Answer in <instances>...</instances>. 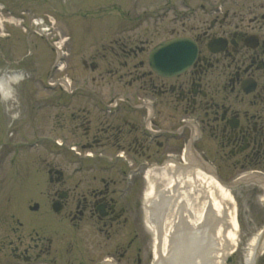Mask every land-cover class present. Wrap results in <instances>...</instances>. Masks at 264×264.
Instances as JSON below:
<instances>
[{
    "label": "rangeland",
    "instance_id": "1",
    "mask_svg": "<svg viewBox=\"0 0 264 264\" xmlns=\"http://www.w3.org/2000/svg\"><path fill=\"white\" fill-rule=\"evenodd\" d=\"M72 1L0 0L1 4L4 5L3 9H0V19L3 21V27L1 26L0 28V77L7 72L19 71L24 74L26 71L28 72L24 79L12 84L13 91L9 98H3L0 95V229L5 230V232L0 230V238L5 237L3 233L7 234L10 228L16 229L18 227V223L21 221L19 213L21 215L26 214L28 199L29 204L36 201V197L31 195L38 197L41 191L40 195L44 197L45 194L53 192L54 187L46 180L48 168H63L66 174L69 175L72 173V169L78 165L74 164L72 166L69 162L64 163L65 153L61 154L58 150H55L56 148L52 146L55 144L53 140L58 139L68 144L76 143V141L83 143L95 129L104 125L100 123L103 120L89 108L88 103L78 101L82 99L80 97L66 98L63 90H61L59 96L52 99L64 101L73 98L71 103L69 101V107L56 106L58 104L53 106L52 102L54 101L44 106L41 100L52 97L56 91L42 88L37 76L41 75L40 73H47L46 80L50 79L51 81H56L61 76H67L71 79L72 85L83 83L84 80L85 85L83 84V86L94 85L96 89H98L97 86L99 85L106 89L111 84L118 89H123V86L124 88L129 86L130 91H133L137 87V81L135 80L137 67H140L141 70L148 69L146 51L158 39L156 33L141 26L138 30H134L133 33L122 35V32H117L118 35L121 34L120 39H118L119 42L104 48V45L101 44L110 40V33L112 32H107L110 29L107 26H103L102 23L99 24L97 30L100 29L99 34L104 35H99L101 38L97 37V39H94V28L91 26L90 18L87 17V14H83L87 17L84 19L77 17L74 13H78L77 7L81 6ZM91 1L92 6H99L97 9H92L98 12V15L104 12L101 10L103 6H110L107 8H112L113 12H120V7L119 9L117 7L125 6L122 11L123 15L127 14V17H129L127 21L129 24L137 18L136 10L140 9V6L144 4L153 5L163 0ZM187 2L188 5H196L201 0H188ZM213 2L214 0H211L209 3ZM84 4L82 5V10L88 12L89 9H86ZM173 4L176 6L180 5L177 0H173ZM21 12H25L26 17L44 16L45 14L54 16L56 25L53 29V35H50L51 38L45 39L33 36L34 34H27V32L15 27L12 28V26H10V29H12L10 30L8 28L9 24L6 22V20H10L8 13H13L15 17ZM199 19H205V17H198L197 20ZM97 23L98 21L96 20L94 26ZM196 23L197 21L193 24ZM199 23L193 28H199L201 22ZM55 32L60 35L59 39L65 36L70 37L66 42L62 43L69 55L64 60L65 66L61 71H56L55 68H52L55 58L52 41L59 37V35L57 37L54 36ZM39 38H42V40ZM123 44L126 45L125 48L133 45L139 46L137 54L127 58L125 51L122 53L120 49ZM80 47L83 49L80 50ZM30 50L32 51L31 55ZM140 50L141 52H139ZM124 61L127 62V65H123ZM92 62L97 64L98 68L96 71L90 70V63ZM130 80H133L131 86L128 84ZM104 89L102 88V92L106 94ZM135 93L137 94L138 92L135 90ZM167 111V108L162 110V118L165 117ZM116 119L117 117L105 121L111 124ZM124 133L123 143L120 142L121 139L120 141L116 140V142L129 145L130 147L132 144L131 148L140 146L143 149L142 153L132 152V149L129 152L123 150L129 159L134 162H139L141 158H146L147 156L150 158L148 161L156 159L151 149L152 145L154 146V141L150 142L147 139L142 141L141 136L135 129L130 131L127 128ZM35 138V143L37 144L29 145V143H33ZM149 146L150 149L148 150ZM78 149H80L79 146ZM88 150L91 149L85 148L82 152ZM136 151L140 152L141 150ZM82 163H79V165ZM223 169L222 172L227 174L226 180H230L240 173L238 168H231V166H225ZM143 171L133 176L131 185L133 189L132 201L139 211L141 205L140 195L144 185V180L141 176ZM89 172L91 171H88V174ZM51 173L55 177L54 170ZM72 177H75V175ZM33 186L36 189L34 193H30L29 189ZM231 192L237 202L240 234L237 246L225 258L224 263L245 264L246 245L252 235L264 225V204L258 199L260 190L254 189L253 185L241 186ZM16 209H18V212ZM20 226H25L24 222ZM11 235L9 234V236ZM143 236L150 261L151 240L150 233L146 227H144ZM179 261L176 260L174 264H178ZM256 264H264V254L259 257Z\"/></svg>",
    "mask_w": 264,
    "mask_h": 264
},
{
    "label": "flooded vegetation",
    "instance_id": "2",
    "mask_svg": "<svg viewBox=\"0 0 264 264\" xmlns=\"http://www.w3.org/2000/svg\"><path fill=\"white\" fill-rule=\"evenodd\" d=\"M263 7L252 6V17L209 20L192 35L198 57L182 74L168 79L137 74L141 90L157 100L156 119L167 106L171 123L165 129L199 112L206 151L240 169L264 170V12H255ZM211 38L218 39L215 52L207 48ZM244 82L253 84L250 92ZM187 130L190 135L186 126L181 133ZM98 134L95 144L103 141ZM59 183L56 216L42 219L40 233L30 229L24 239L18 235L4 264H141L138 219L127 216L111 179Z\"/></svg>",
    "mask_w": 264,
    "mask_h": 264
},
{
    "label": "bare ground",
    "instance_id": "3",
    "mask_svg": "<svg viewBox=\"0 0 264 264\" xmlns=\"http://www.w3.org/2000/svg\"><path fill=\"white\" fill-rule=\"evenodd\" d=\"M20 78L16 74L0 78L2 97L11 96L12 83ZM193 152L183 154V161L167 159L144 171L141 203L151 236V264H174L176 260L178 264H225L238 244L240 223L234 194L209 172L211 163ZM260 202L264 204V194ZM260 234L258 230L249 239L245 264H253L264 251V235Z\"/></svg>",
    "mask_w": 264,
    "mask_h": 264
},
{
    "label": "water",
    "instance_id": "4",
    "mask_svg": "<svg viewBox=\"0 0 264 264\" xmlns=\"http://www.w3.org/2000/svg\"><path fill=\"white\" fill-rule=\"evenodd\" d=\"M174 48H177V50H175ZM172 51L175 52L176 55H174ZM183 52L189 55L187 61L185 62H183V60L186 58V57L185 58L182 57ZM193 58H194V52L193 50H191V48L188 45L184 43L183 44L176 43L174 45L171 42H166L160 44L153 50L150 56V63L155 70L161 71L163 73H170L172 67H173V71L178 68L186 67L192 62ZM160 60L164 63L163 70H161L160 68L161 67V64L159 63ZM180 63H183L182 66H178Z\"/></svg>",
    "mask_w": 264,
    "mask_h": 264
}]
</instances>
